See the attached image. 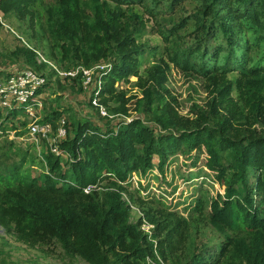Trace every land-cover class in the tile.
<instances>
[{"label":"trees","instance_id":"obj_1","mask_svg":"<svg viewBox=\"0 0 264 264\" xmlns=\"http://www.w3.org/2000/svg\"><path fill=\"white\" fill-rule=\"evenodd\" d=\"M0 10L33 20L31 37L45 41L60 64L68 58L87 67L112 60L97 97L112 116L103 119L128 118L130 102L162 130L156 133L140 119L113 129L109 122L103 128L70 116L60 143L66 162L49 150L41 178L22 173L24 160L13 175L0 173V223L8 232L32 246L54 239L89 264H147L149 255L169 259L179 250L173 258L180 264H264V0H0ZM155 32L164 42L161 56L141 70L157 50L141 38ZM24 50L36 67L48 64L38 62L36 48ZM172 64L204 80L209 97L204 105L193 103V117L180 112L165 85ZM133 76L142 97L116 88ZM52 114L41 122L56 128L60 113ZM172 167L176 175L165 181ZM155 168L165 177L151 189L164 183V191L176 190L177 178L191 192L187 215L175 212V224L169 213L145 211L154 224L150 237L140 230L141 220L131 221L120 189L129 184L130 197L144 206L143 189L129 175ZM105 181L110 188L103 193L83 190ZM217 183L224 193H213Z\"/></svg>","mask_w":264,"mask_h":264},{"label":"rangeland","instance_id":"obj_2","mask_svg":"<svg viewBox=\"0 0 264 264\" xmlns=\"http://www.w3.org/2000/svg\"><path fill=\"white\" fill-rule=\"evenodd\" d=\"M47 1L51 0H40V4ZM186 6L188 11H192V7L189 6V4H186ZM150 25H152V23H150ZM35 29L36 26L33 20L21 19L13 13L4 15L0 10V82L6 84L8 83L7 79H9V77L5 78L6 75L26 73L28 70L44 73L48 76V85L42 88V93L39 95L42 106L38 109L37 115L41 121L45 116L53 115L52 113L54 111L60 113V116L55 121L57 127H53L52 129V139L57 134L60 119L64 118L65 121L68 122L70 116L76 120L81 117H88L103 128H105L104 124L109 122L113 129H117L119 123L123 120L140 119L144 124L154 128L156 133L162 131L161 128L152 121V116L141 110L142 107L133 110L136 106L135 103H127L129 112L130 108L132 109L128 118L118 115L114 117L112 121H108V119L100 117L97 110L91 106L90 99L92 94L90 93V88H85L82 84L83 79L81 81V77L76 76L78 75V73H76L78 69H94L98 63L87 67L82 63L75 62L71 58H68L60 64L58 60L51 58L48 54L45 41L39 43L36 36L31 37ZM141 40L145 42L146 46L153 47V50L157 48L156 54L148 56L145 59L146 61L143 62L140 67V69L143 70L149 64L158 61L161 56L159 53L160 50L158 49L164 46V42L157 32L152 34L146 33ZM25 47L36 48L41 59L44 58L47 61L46 64H48L40 68L36 67L25 54ZM37 60L40 64L41 61H43L40 60L38 56ZM103 61L111 62L112 60ZM70 73L76 74L71 75ZM105 77L106 76L103 77L104 80ZM137 80V77L134 76L130 78L129 82L120 80L116 83V88L118 91L126 90L127 96L137 95L142 97L143 94L141 89L136 85ZM165 85L171 90L179 102L178 108L180 112L186 116L193 117V114L190 112L193 103L196 102L204 105L209 97L204 87V80L202 77L192 72H182L173 64L168 71V80L165 82ZM4 89L5 88H0V173L3 175H13L14 166L19 165L22 160H24V162H22L24 163V168L21 169L22 173L31 178H41L40 176L48 172L45 155L49 152V141L45 140L43 142L41 138H38V141H36L31 138L29 134V125L33 118L21 108H12V96L2 93L1 91H4ZM27 104H30V102ZM112 105H116V103L112 102ZM19 109L20 111H18ZM11 112H14V114L9 115ZM47 122L52 124L51 121ZM62 161L64 163L66 159L63 158ZM154 163L156 165L159 163V157L157 155L154 156ZM156 172L157 169L155 168L149 173H142V176L140 173L134 172L129 175V180L130 177H134L132 184L137 188L142 187L143 189V193L147 199L144 200V206L141 205V199L138 196L133 195L130 197L133 190L129 184H127L129 190L120 189V193L124 191L130 198L131 210L129 216L132 218L131 221L135 219L136 215H145V211L152 207L163 211L164 214L169 213V221L175 224L177 218L175 212L185 216L187 215L185 210L188 205L186 196L191 192V187L182 179L176 178L174 184L178 186L176 190L168 187L169 189L166 188V191H164V187H161L164 183L157 185L156 189H151V185H156L155 183L158 184V181H162L165 177L164 175L162 178L157 176ZM171 173L176 175L173 167L168 170L167 179H165V181L171 178ZM2 183L4 184L3 181H0V186H2ZM110 186L113 187V185ZM99 187L100 185L97 186L96 189L101 193L110 188L106 181L103 182L101 188ZM214 187L213 193L216 194L217 190L224 193L225 187L222 186V184L217 183ZM114 189L118 190L116 188ZM170 190L173 191V194L169 193ZM203 223L207 224L206 221ZM207 229H210V227L207 226ZM140 230L144 233L146 232L141 228ZM210 235L213 236L216 234L210 232ZM215 237L217 238V235ZM148 238L151 239L150 237ZM154 241L156 243V240ZM55 242L56 241L52 239L50 243H45L43 246H32L18 239L14 233L8 232L6 227L0 223V264H89L82 258L71 257L60 244ZM180 252V250L178 252H173L170 254L171 256H169V259H164L160 253H158L159 255L156 254L155 258L149 255L146 263L180 264L174 259Z\"/></svg>","mask_w":264,"mask_h":264},{"label":"built area","instance_id":"obj_3","mask_svg":"<svg viewBox=\"0 0 264 264\" xmlns=\"http://www.w3.org/2000/svg\"><path fill=\"white\" fill-rule=\"evenodd\" d=\"M44 59V58H43ZM40 57V60H43ZM44 62H47L45 59ZM113 64L111 62H100L94 69H78L76 73L82 75L83 86L85 88H90V93L92 94L91 102L97 107L100 115L104 118L112 117L106 107L100 104L97 100V96H99L103 84H104V76H106L112 69ZM27 70V69H26ZM76 73H70L74 75ZM76 75V76H78ZM8 83L2 84L0 82V88H5L4 91H1L4 94H9L13 99L12 108L18 107L27 112L33 119L29 125V134L31 138L38 141V138H41L44 142L45 140L49 141V150L55 154L56 156H60L63 158H67L68 154L66 151L61 149L60 143L66 139L67 137V128L66 121L64 118H61L59 121V127L57 129V134L52 139V129L53 126L50 122H41L37 115L38 109L42 106V101L40 98V94L42 93V88L44 87L46 80V75L44 73L30 71L28 70L26 73H20L15 75H10ZM75 76V77H76ZM55 79V76H54ZM30 102V104H27ZM34 110V111H33ZM42 142V143H43ZM38 143V142H36ZM134 180V177H133ZM124 185L123 182H121ZM102 185V184H101ZM101 185L99 188H101ZM99 185L89 184L83 188L84 192L89 194L92 191L97 190L96 187ZM114 190V188H112ZM122 198L130 205V198L126 192H121ZM136 222L141 220L140 228L145 230L149 236L151 237L152 230L154 228V224L151 223L148 219H146L145 215H136Z\"/></svg>","mask_w":264,"mask_h":264},{"label":"clouds","instance_id":"obj_4","mask_svg":"<svg viewBox=\"0 0 264 264\" xmlns=\"http://www.w3.org/2000/svg\"><path fill=\"white\" fill-rule=\"evenodd\" d=\"M101 184H103V183H101ZM101 184H100V185H101Z\"/></svg>","mask_w":264,"mask_h":264}]
</instances>
